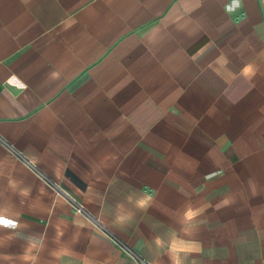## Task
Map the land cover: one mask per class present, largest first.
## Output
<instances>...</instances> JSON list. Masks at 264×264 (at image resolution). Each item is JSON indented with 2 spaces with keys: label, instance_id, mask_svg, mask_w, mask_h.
<instances>
[{
  "label": "crops",
  "instance_id": "1",
  "mask_svg": "<svg viewBox=\"0 0 264 264\" xmlns=\"http://www.w3.org/2000/svg\"><path fill=\"white\" fill-rule=\"evenodd\" d=\"M0 216V264H264V0H0Z\"/></svg>",
  "mask_w": 264,
  "mask_h": 264
},
{
  "label": "built area",
  "instance_id": "2",
  "mask_svg": "<svg viewBox=\"0 0 264 264\" xmlns=\"http://www.w3.org/2000/svg\"><path fill=\"white\" fill-rule=\"evenodd\" d=\"M7 147L10 151H12L13 153H15L17 156H19V158H21L22 160L25 161V163L31 167L33 170H35L37 173H39L40 175L43 176V178L45 179V181H47L49 183V185H51L53 187V189H55L59 194H61L71 205V207L73 208V210L76 213H79L81 215H84L85 217H87L89 220H91L93 223L97 224L96 219H94V217L91 215V213L84 207V205L77 200L75 197H73L72 195H70L67 191H65L63 188H61V186L53 181H50L49 179H47L40 171L39 169L30 161H28L26 158L22 157V155H20L19 153H17L13 147L9 144H7ZM119 243L121 244L122 248L133 258V260L135 261L136 264H151L150 262H148L147 260H145L143 257H141L135 250H133L131 247H129L127 244L119 241Z\"/></svg>",
  "mask_w": 264,
  "mask_h": 264
},
{
  "label": "clouds",
  "instance_id": "3",
  "mask_svg": "<svg viewBox=\"0 0 264 264\" xmlns=\"http://www.w3.org/2000/svg\"><path fill=\"white\" fill-rule=\"evenodd\" d=\"M246 71H252V68L251 66H248V68H246ZM12 183V186L15 187V184L14 182H11ZM23 194H27V190H24V193ZM132 197L129 196L128 197V200L131 201ZM151 200V196L145 198V199H140L136 202V207L139 208V209H145L147 204H148V201ZM119 211H118V214L116 216V221L118 223H123L125 222L126 220H129L131 219V216H132V213L130 212H126L124 210V206L123 205H118L117 206ZM197 213L194 212V211H191L189 210L187 213H186V217L188 219H191L192 217H194ZM18 221L17 220H12V219H9V218H6L4 216H0V227H3V228H14L18 225ZM159 243V242H157ZM200 250V247L198 244H192V245H189L186 249L187 252L191 253V252H198ZM33 260L35 259L34 257L32 258ZM87 264H92L91 261H88ZM174 264H181V261L179 258H174Z\"/></svg>",
  "mask_w": 264,
  "mask_h": 264
}]
</instances>
